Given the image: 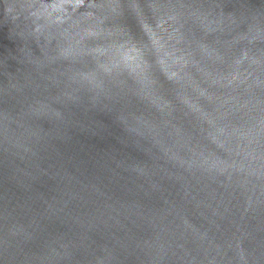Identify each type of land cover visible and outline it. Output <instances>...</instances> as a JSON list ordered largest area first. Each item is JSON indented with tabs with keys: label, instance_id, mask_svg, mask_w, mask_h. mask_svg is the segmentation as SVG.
I'll use <instances>...</instances> for the list:
<instances>
[{
	"label": "water",
	"instance_id": "95a60500",
	"mask_svg": "<svg viewBox=\"0 0 264 264\" xmlns=\"http://www.w3.org/2000/svg\"><path fill=\"white\" fill-rule=\"evenodd\" d=\"M0 264H264V0H0Z\"/></svg>",
	"mask_w": 264,
	"mask_h": 264
}]
</instances>
